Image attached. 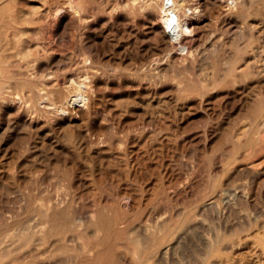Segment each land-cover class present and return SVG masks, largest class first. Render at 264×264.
<instances>
[{
  "label": "bare ground",
  "instance_id": "6f19581e",
  "mask_svg": "<svg viewBox=\"0 0 264 264\" xmlns=\"http://www.w3.org/2000/svg\"><path fill=\"white\" fill-rule=\"evenodd\" d=\"M25 2L0 0V118L2 125L7 118V131L18 127L10 117L16 108L20 113L29 111L39 124L41 120L72 124L77 112L95 121L104 103L102 84L152 92L173 70L176 112L192 104L208 106L218 95L226 98L223 119L235 106L245 111L234 125L222 126H227L220 138L222 156L219 162L210 163L204 178L184 180L163 174L153 182L167 203L153 218L135 224L122 211L107 215L97 210L87 220L63 198L38 206L42 216L37 218L31 216L33 200L27 198L18 212L12 209L0 218V264L11 256L12 264L27 261L29 255L43 257L46 251L33 248L51 240L66 264H162L173 254L174 264H264V48L257 42L263 38L264 0H69L66 10L74 28L65 38L70 41L60 54L64 65L56 73L42 67V53L49 48L30 27L31 16L23 18L17 11V5ZM60 10L37 16V20L46 25L52 16L63 14ZM206 13L228 28L235 25V30L226 36L199 34L197 21L206 18ZM113 14L119 24L105 26V38L113 34L115 41L127 40L119 61L109 65L85 50L82 41L91 18ZM156 116L149 119L154 121L151 142L171 141L168 135L160 136ZM139 128L132 139L135 144L148 141L146 126ZM62 136L71 142L73 134ZM96 144L112 149V143L100 135ZM1 155L6 161L11 157L7 150ZM56 163L66 166L70 180L76 177L74 158L56 155ZM5 167L8 184L0 180V195L15 203L12 181L26 174L14 161ZM82 175L83 171L79 179ZM120 201L116 196L115 204ZM89 227L95 232L85 240ZM78 229L79 233L72 232ZM188 234L200 240L190 259L182 253Z\"/></svg>",
  "mask_w": 264,
  "mask_h": 264
},
{
  "label": "rangeland",
  "instance_id": "374dc122",
  "mask_svg": "<svg viewBox=\"0 0 264 264\" xmlns=\"http://www.w3.org/2000/svg\"><path fill=\"white\" fill-rule=\"evenodd\" d=\"M23 1L28 2L17 5L18 13L24 14L23 18L27 15L31 16L29 19L33 22L30 20L28 25L33 23L30 27L35 28L37 35L42 37L41 40L45 41V45L49 48V51L42 53V67L46 72H60L64 65L60 54L69 44L70 39L68 41L66 39L70 37L74 28L73 22L68 20L69 0ZM57 8H61L63 14L52 16L56 19L51 17L49 25L39 23L37 16H43L50 11L53 13ZM99 16L91 18L85 24L83 47L106 64L114 65L119 61V53L126 51L127 37L115 41L113 40L115 36L110 34L105 38L103 28L111 23L117 25L119 22L116 23L117 18L114 14L106 15L104 19ZM206 16L197 21L196 28L197 32L206 35V38L215 34L226 36L236 28L235 25L228 28L217 18L210 20L208 13ZM35 21L39 24H34ZM139 30L142 31V28ZM262 31L263 38L260 36L257 42L264 48V25ZM35 47L32 48V52L36 51ZM178 52L176 54H179V57L181 51ZM136 56L141 58L140 54ZM172 72L173 74L169 73L165 78L162 77L163 79L158 83L161 85L152 92H147L143 88L137 89L135 86L129 90L125 86L118 87L113 83L107 86L102 84L101 91L105 94L104 103L101 104L100 113L95 121L77 112L73 113L75 118L72 124L54 125L43 120L39 124V120L32 117L29 111L20 113L16 108L10 117L18 127L7 131V118L3 125L1 124L3 119L0 118V180L4 182L3 184H8L4 169L11 161L20 164L26 174L23 179L12 181L16 188L13 196L15 203L9 202L6 197L0 195V218H6L12 209L18 212L27 198L33 200L31 216L40 218L42 213L37 211L38 206L46 204L50 199L63 198L71 204L78 215L87 220L97 210L107 215L122 211L136 224L140 219L153 218L158 212L166 209L165 199L160 196L158 186L153 184L159 176L173 174L179 175L184 180L192 176L204 178L210 163L219 162L222 156V150L219 148L220 138L224 128L227 127L222 128V126L237 123L245 109L240 110L235 106L230 110L231 114L223 119L226 98L218 95L209 101L208 106L192 104L191 107L186 106L183 111L176 112L175 101L178 97L174 82L176 70ZM233 101L230 106L233 105ZM237 104H240L238 98ZM158 106L159 109H156ZM218 110L219 114L216 112ZM152 114L157 115L155 119H158L161 126L160 136L164 138L168 135L171 141L165 140L162 144L151 142L154 121L149 119ZM144 125L147 129L148 141L133 143L135 134H139L141 130L139 127ZM64 132L73 134L71 142L64 139L62 136L66 134H63ZM98 135L106 139V142H111L112 149L108 150L107 145L98 146L96 144ZM208 139L212 140L205 145ZM41 140L45 142L40 143ZM81 141L84 142L82 145H80ZM42 143L46 144L43 146ZM5 150L11 154L7 161L1 155ZM56 155L75 159L77 175L74 179L70 180L66 175V166L56 163ZM135 169L136 175H134ZM82 171L84 175L79 179ZM116 196L121 198L117 205ZM182 197L186 198L185 194ZM72 232L79 233V229ZM94 232L95 230L89 227L84 239H91L90 233ZM16 235L20 236L19 233ZM198 244H200L199 236L188 234L182 247L183 255L188 259L194 257L198 251ZM33 249L46 251L47 255L43 254V257L29 255L27 261H17L16 264H66L62 260V255L52 246V240L38 247L35 245ZM18 253H22L21 249H18ZM13 258L14 256L5 257L3 264H12ZM175 260L173 254L162 261V264H174Z\"/></svg>",
  "mask_w": 264,
  "mask_h": 264
}]
</instances>
